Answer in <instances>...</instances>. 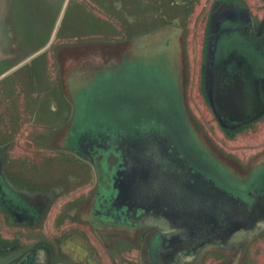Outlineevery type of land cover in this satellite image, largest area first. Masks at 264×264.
<instances>
[{"label":"rangeland","instance_id":"rangeland-1","mask_svg":"<svg viewBox=\"0 0 264 264\" xmlns=\"http://www.w3.org/2000/svg\"><path fill=\"white\" fill-rule=\"evenodd\" d=\"M241 1L255 15L263 14L264 0ZM212 2L0 0V144L9 142L7 171L19 186L55 192L45 217L47 231L62 234L64 248L88 255L90 264H138V257L140 264L148 263L144 247L138 250L141 232H125L121 249L105 250L91 241L96 237L80 210L98 182L88 162L63 149L71 144L73 112H167L173 82L203 152L241 180L264 164V113L229 129L216 119L206 91V64L214 53L208 40ZM33 119L41 126L34 130L41 140L27 133ZM94 166L101 178L106 175L105 166ZM98 247L105 262L97 259ZM236 253L214 249L201 264H233L230 255ZM236 257V264H264V233Z\"/></svg>","mask_w":264,"mask_h":264},{"label":"water","instance_id":"water-1","mask_svg":"<svg viewBox=\"0 0 264 264\" xmlns=\"http://www.w3.org/2000/svg\"><path fill=\"white\" fill-rule=\"evenodd\" d=\"M239 93L246 112L247 92L241 87ZM169 101L167 112L79 113L69 131L70 148L106 168L102 178L98 173V215L157 227L158 264H198L207 250L239 245L264 231V184L244 195L225 181L180 119L174 95ZM251 117L246 113L244 120Z\"/></svg>","mask_w":264,"mask_h":264},{"label":"flooded vegetation","instance_id":"flooded-vegetation-1","mask_svg":"<svg viewBox=\"0 0 264 264\" xmlns=\"http://www.w3.org/2000/svg\"><path fill=\"white\" fill-rule=\"evenodd\" d=\"M211 6L209 19L211 30L208 40L210 45L213 43L214 53L209 64H206L207 77L209 74V79L205 81L206 91L216 119L223 126L236 129L261 117L263 113H260L264 110V31L259 32L264 20V12L261 16L255 15L241 0H213ZM158 74L165 77V73L161 70ZM172 84L175 91L173 95L180 104V119H184V123L187 121L189 124L181 104L179 88L176 83L172 82ZM241 87L247 92L245 96L246 99L248 98L246 105L248 111L246 112L243 109L244 104H240ZM246 113L253 118L244 120ZM76 117L77 115L73 112L68 131ZM89 132L90 127L86 133ZM67 135L69 136V132ZM7 144L9 142L0 144V262L7 258H11L7 264H90L89 262H93L88 255L82 256L70 250L75 248H64L60 237L62 234L49 235L45 217L56 194L52 191L46 193L40 189L19 186L15 182L17 178L12 176L6 167L9 164L10 152ZM54 148L58 149V142ZM63 149L79 160L88 162L87 164L96 172L98 183L91 199L80 210V218L86 217L88 231L96 237V240L91 241H98V245L104 246L105 250L111 246L121 249L126 240L125 232L128 230L141 232V240H144V243L139 244L138 250L142 251L144 247L146 262L158 264V254L162 243L159 238V229L155 226H129L104 220L95 209L99 187L95 161L79 155L68 146ZM201 152L204 159L244 195L250 194L259 182L264 184V164L258 168L255 175L253 173L252 176L251 172L247 178L241 180L221 166L217 160L210 158L206 152ZM100 213L106 214L103 210ZM263 233L264 231L260 234ZM112 235H118V237L110 239ZM250 240L239 245L209 249L203 254L198 264L202 263L207 252L214 249L236 251V254L230 255L231 261L236 264V255ZM96 250L99 253L98 261L105 262L106 255L102 249L98 247ZM122 254L125 255V252L120 253L119 256L122 257ZM137 261L140 264V257Z\"/></svg>","mask_w":264,"mask_h":264},{"label":"crops","instance_id":"crops-1","mask_svg":"<svg viewBox=\"0 0 264 264\" xmlns=\"http://www.w3.org/2000/svg\"><path fill=\"white\" fill-rule=\"evenodd\" d=\"M38 115H36V114H34L33 116H31V118H36ZM10 117V116H9ZM41 119V117L39 118V121L37 122V123H39V124H41L42 123V121L40 120ZM36 120V119H35ZM33 121H34V119L33 120H30V121H23V122H27L28 124V129H30V131H26L29 135L30 134H32V135H34V136H38V140H41V135L40 134H38L39 133V131H35L34 132V130H35V128H36V125H38L39 126V128L38 129H40V125L39 124H36V121H34L35 123H33ZM41 130V129H40ZM37 132V133H36ZM24 133V132H23ZM57 139V138H56ZM52 141H54L53 139H52ZM55 142H56V140H55ZM44 144H45V142H43Z\"/></svg>","mask_w":264,"mask_h":264}]
</instances>
